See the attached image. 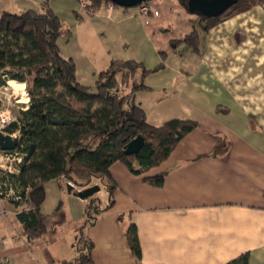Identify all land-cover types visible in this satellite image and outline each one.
I'll list each match as a JSON object with an SVG mask.
<instances>
[{
	"label": "crops",
	"instance_id": "crops-1",
	"mask_svg": "<svg viewBox=\"0 0 264 264\" xmlns=\"http://www.w3.org/2000/svg\"><path fill=\"white\" fill-rule=\"evenodd\" d=\"M178 5L175 12L187 23V32H194L188 15L199 16L180 1ZM25 8L23 0H0V17ZM134 9L132 16L145 24L160 18L150 14L146 19ZM118 11L104 4L93 17ZM205 28L198 30V58L179 73L175 93L181 108L148 103L144 94L154 90L149 85L135 96L152 126L192 119L199 127L168 160L142 175L122 163L110 168L118 187L114 205L83 232L93 243V264H229L245 254L250 255L249 264H264V0L207 32ZM157 176H164L161 187L145 181ZM68 185L65 178L46 185L43 238L31 240L18 220L26 205L16 208L4 202L11 214L0 222V264L78 259L89 200L69 193ZM108 204L109 197L102 207ZM132 224L137 227L140 261L126 236Z\"/></svg>",
	"mask_w": 264,
	"mask_h": 264
},
{
	"label": "trees",
	"instance_id": "trees-1",
	"mask_svg": "<svg viewBox=\"0 0 264 264\" xmlns=\"http://www.w3.org/2000/svg\"><path fill=\"white\" fill-rule=\"evenodd\" d=\"M179 1L189 12L187 0ZM262 1L237 0V4L221 17L200 18L207 32ZM104 4L114 5L90 0L84 13L93 17ZM114 8L120 7L114 5ZM77 19L82 22L85 16L77 15ZM63 34L62 22L49 7V0L44 3L43 13L34 10L20 14L4 12L0 17V88L10 82L25 85L30 99L29 106L5 130L6 135H17L19 144L15 151L23 156L19 173L5 179L10 187L21 192L23 202L14 207L26 205L17 218L31 240L43 238L47 233L41 207L46 200L48 183L65 178L83 189L96 183L106 188L107 206L102 207L98 195L89 199L80 228L78 259L64 262L93 264V243L83 238V232L114 205L118 187L110 168L122 163L131 173L142 175L158 167L169 159L186 136L198 129L199 123L192 119H172L159 127L150 125L145 109L136 103L135 96L149 89L144 80L154 71L136 61H112L107 70L97 75L96 89L92 91L78 81L74 60L62 56L58 40ZM180 43L196 53L200 51L197 31L175 41L174 48ZM138 74L141 83L136 82ZM125 87H131L129 93L123 92ZM57 89L64 90L69 104L57 98ZM137 137L144 138L143 149L138 155L127 156V145ZM145 181L161 187L164 176ZM126 236L130 249L140 261L142 251L135 224L128 228ZM249 262L250 255L245 254L229 264Z\"/></svg>",
	"mask_w": 264,
	"mask_h": 264
},
{
	"label": "rangeland",
	"instance_id": "rangeland-1",
	"mask_svg": "<svg viewBox=\"0 0 264 264\" xmlns=\"http://www.w3.org/2000/svg\"><path fill=\"white\" fill-rule=\"evenodd\" d=\"M153 1L156 2L155 5ZM178 1L147 2L150 6L154 5V11L158 13V17L160 16L157 21L154 20L150 24H145L138 17L132 16L134 8L130 9L127 15L123 14L124 9L117 8L119 11L110 17L95 18L84 13L79 0H49V7L62 22L64 34L58 40L62 56L74 60L80 83L95 91L97 75L107 70L112 61H136L142 63L147 70L154 71L144 80L145 85L154 89L153 93L144 94L147 102L152 104L155 101L161 105V109L168 110L176 105L179 108V104L181 108L182 103L178 101L175 93L176 85L180 80V70L199 56L192 49L189 50L184 43L174 48L175 41L182 40L183 35L185 38L191 33L187 32V23L178 12H175L179 6ZM23 2L26 6L25 10H16V14L29 10L44 12L46 0H23ZM77 15H84L86 21L79 22ZM188 16L192 18L190 23L195 27V31L202 32L205 25L201 18ZM68 31L71 32L70 36ZM136 82L141 83L140 74L136 77ZM123 90L129 93L131 87H125ZM167 95L168 98L164 99L163 97ZM56 96L63 103L69 104L63 89H57ZM29 103L26 86L23 88L20 84L10 82V86L8 83L0 88V113H6L11 118V123L18 118L23 109L29 106ZM179 110V114L183 113L182 109ZM2 132L4 135L7 134L5 129ZM72 186L76 190L83 189L73 184ZM98 195L101 204L105 205L108 198L106 188L103 187Z\"/></svg>",
	"mask_w": 264,
	"mask_h": 264
},
{
	"label": "water",
	"instance_id": "water-1",
	"mask_svg": "<svg viewBox=\"0 0 264 264\" xmlns=\"http://www.w3.org/2000/svg\"><path fill=\"white\" fill-rule=\"evenodd\" d=\"M111 2L123 9L138 8L151 0H103ZM189 12L199 17H221L231 7L237 4V0H187ZM19 144L18 138L0 133V150L13 151ZM145 145L143 137H137L131 141L125 150L127 156L138 155ZM68 192L81 200H89L101 191V186L94 185L82 191H76L72 185H68Z\"/></svg>",
	"mask_w": 264,
	"mask_h": 264
},
{
	"label": "built area",
	"instance_id": "built-area-1",
	"mask_svg": "<svg viewBox=\"0 0 264 264\" xmlns=\"http://www.w3.org/2000/svg\"><path fill=\"white\" fill-rule=\"evenodd\" d=\"M79 2L82 10L85 11L90 3V0H79ZM110 8L111 10L114 9V5H110ZM137 9V14L146 19L150 18V14H152L153 17H158V13L154 11L148 3H144ZM12 123L11 118L6 113H0V133H3L2 130H6V128ZM12 137L17 138V135H12ZM22 161L23 156L19 152L15 150H0V222L10 216L11 211L8 208L9 205L15 206V204H20L23 202V197L20 190L16 191L14 188L10 187V183L5 179L9 175H15L19 173L18 166L22 164ZM82 190L84 189L76 191ZM4 202H6L8 206L5 205Z\"/></svg>",
	"mask_w": 264,
	"mask_h": 264
},
{
	"label": "bare ground",
	"instance_id": "bare-ground-1",
	"mask_svg": "<svg viewBox=\"0 0 264 264\" xmlns=\"http://www.w3.org/2000/svg\"><path fill=\"white\" fill-rule=\"evenodd\" d=\"M12 83V82H11ZM21 85V84H20ZM9 86H10V83H9ZM23 88H24V85H21ZM11 88L13 89V87L11 86Z\"/></svg>",
	"mask_w": 264,
	"mask_h": 264
}]
</instances>
